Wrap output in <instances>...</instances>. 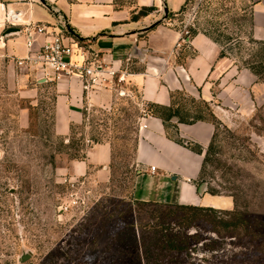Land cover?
Segmentation results:
<instances>
[{
    "label": "rangeland",
    "instance_id": "1",
    "mask_svg": "<svg viewBox=\"0 0 264 264\" xmlns=\"http://www.w3.org/2000/svg\"><path fill=\"white\" fill-rule=\"evenodd\" d=\"M56 1L47 0V13L74 34ZM177 23L224 44L239 67L264 57L251 35L249 0H189ZM256 77L263 90L255 104L225 122L186 99L216 126L202 178L236 203L198 213L131 199L147 112L135 88L87 111L63 138L54 133L53 89L0 60V264H264V73ZM94 140L112 146L109 182L96 179L98 167L78 178L69 171ZM25 251L33 255L19 263Z\"/></svg>",
    "mask_w": 264,
    "mask_h": 264
},
{
    "label": "crops",
    "instance_id": "2",
    "mask_svg": "<svg viewBox=\"0 0 264 264\" xmlns=\"http://www.w3.org/2000/svg\"><path fill=\"white\" fill-rule=\"evenodd\" d=\"M188 1L57 0L74 32L68 35L73 41V60L82 62L78 51L83 46L115 73L101 85L86 89L78 76L60 82L42 81L39 73L17 66V60L28 52L25 24L50 23L55 32L65 30L61 21L47 13V0H0V60L32 75L33 82L53 89L54 132L63 138L84 124L87 111L110 105L126 86L135 88L146 107L142 123L148 127L138 129L131 199L228 211L235 207L234 198L211 194V185L201 174L216 126L201 110L188 106L186 99L208 106L217 120L225 122L232 113L241 114L249 104L254 105L253 95L263 89L251 70L232 62L224 44L202 31L177 47L183 30L177 21ZM249 1L251 35L264 42V0ZM9 14L17 15L18 20L8 24ZM152 104L172 109L177 115L165 123L149 111ZM196 114L206 119L192 122ZM28 118L23 112V127ZM111 162V144L98 143L88 148L84 159L73 161L69 171L78 178L87 176L89 168L98 167L96 179L109 182ZM151 167H155L154 172Z\"/></svg>",
    "mask_w": 264,
    "mask_h": 264
},
{
    "label": "built area",
    "instance_id": "3",
    "mask_svg": "<svg viewBox=\"0 0 264 264\" xmlns=\"http://www.w3.org/2000/svg\"><path fill=\"white\" fill-rule=\"evenodd\" d=\"M56 13H59L57 9ZM17 20V15L9 14L7 22L12 24ZM55 28V26H45L35 22L25 24L28 52L25 57L17 60L19 68L39 73L42 75V81L60 82L72 76H78L82 79L86 89L101 85L107 80L108 75L115 74L104 65V62L100 61L95 52L83 46H80L78 51L82 62L74 61L73 41L68 36L69 34L62 29H57L55 32ZM190 34L189 25H184L181 42L177 44V47L186 43ZM144 115H147V112ZM147 127L146 123L141 122L139 125L140 130L147 129ZM151 171L154 172L155 167H151Z\"/></svg>",
    "mask_w": 264,
    "mask_h": 264
},
{
    "label": "trees",
    "instance_id": "4",
    "mask_svg": "<svg viewBox=\"0 0 264 264\" xmlns=\"http://www.w3.org/2000/svg\"><path fill=\"white\" fill-rule=\"evenodd\" d=\"M184 9V8H183ZM182 9V11H183ZM147 11L148 10H151V9H146ZM261 44H264V42L262 41H259ZM251 70V72L253 74H255L256 76H260V75H263L264 73V57L262 58L261 61H259L256 65H251V67L249 68ZM149 111L154 115V116H157L159 118H161L165 123L167 122H170V119L177 115V114H174L173 113V110L172 109H167V108H163V107H160L158 105H150L149 106ZM185 117H181V120H186L184 119ZM206 118L203 116V115H200V114H196L194 117H193V121L192 122H197L199 120H205ZM187 121V120H186ZM214 123V122H213ZM55 133V132H54ZM85 141V140H84ZM94 143L95 144H98V143H101L99 140H94ZM212 147V143L210 145V147L208 148L207 152H206V155H205V158H204V163H203V166L205 164V162L207 161L208 159V154H209V151H210V148ZM195 151L197 152H200L201 153V150L198 149V148H193ZM86 157V153H84L82 156H78L77 154L73 156L74 159L76 160H82ZM202 171H203V168H202ZM202 174V172H201ZM210 193L213 194V195H220L221 193L216 191L215 189H212L210 188ZM138 203V202H137ZM234 204L236 206V203H235V199H234ZM170 207H177L179 209H182V210H191V211H194V212H203V211H206V212H212V213H217L218 210H215V209H212V208H203V207H195V206H181V205H175V206H170Z\"/></svg>",
    "mask_w": 264,
    "mask_h": 264
},
{
    "label": "water",
    "instance_id": "5",
    "mask_svg": "<svg viewBox=\"0 0 264 264\" xmlns=\"http://www.w3.org/2000/svg\"><path fill=\"white\" fill-rule=\"evenodd\" d=\"M203 187V186H202ZM32 251H25L19 257V263H24L32 257Z\"/></svg>",
    "mask_w": 264,
    "mask_h": 264
}]
</instances>
